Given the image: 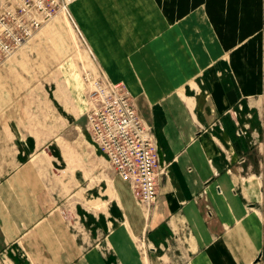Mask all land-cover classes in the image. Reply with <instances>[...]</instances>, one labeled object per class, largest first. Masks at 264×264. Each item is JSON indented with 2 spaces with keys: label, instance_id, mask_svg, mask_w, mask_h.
Instances as JSON below:
<instances>
[{
  "label": "crops",
  "instance_id": "1",
  "mask_svg": "<svg viewBox=\"0 0 264 264\" xmlns=\"http://www.w3.org/2000/svg\"><path fill=\"white\" fill-rule=\"evenodd\" d=\"M88 1L95 12L102 8L107 13L95 0H77V4L81 7ZM101 1L107 3L122 31L110 46L117 61L105 59V67H100L105 78L121 87L124 80V89L136 93V78L124 71L123 56L141 48L161 70L153 72L161 79L159 85L177 88L176 93L162 92L159 99L136 104L139 116L154 133L159 162L167 164L159 207L145 229L134 208L123 204L122 209L119 202L109 205L104 214L108 224L122 215L126 223L114 225L106 241L115 248H133L132 236L144 238L148 260L134 253L122 264H262L257 259L264 242L259 205L262 180L248 170L249 161L240 163L252 145L248 141L244 145V137L237 134L244 104L248 116H252L250 106L255 108L258 120L264 105L260 0ZM195 29L202 41L192 48ZM195 54L203 56L200 61ZM8 131L14 137L10 127ZM14 161L19 167L20 161ZM37 174L33 181L37 182ZM15 177L13 173L10 179ZM51 213L44 217L40 210L35 212L41 217L26 235L30 246L38 248L44 232L56 230L48 227ZM16 231L6 227V242ZM65 260L67 264H109L94 247Z\"/></svg>",
  "mask_w": 264,
  "mask_h": 264
},
{
  "label": "rangeland",
  "instance_id": "2",
  "mask_svg": "<svg viewBox=\"0 0 264 264\" xmlns=\"http://www.w3.org/2000/svg\"><path fill=\"white\" fill-rule=\"evenodd\" d=\"M95 1L107 13L102 8L95 12L90 1L79 7L77 0H71L66 9L55 11L0 61V264H67L66 258L92 247L109 264H122L134 253L148 260L149 247L142 236H132L133 248H115L106 241L107 232L114 225L124 226L126 221L122 215L110 225L104 214L109 205L119 202L123 209L126 204L140 214L146 229L159 207L167 164L159 162L156 206L144 204L134 196L129 183L116 174L86 130L85 116L95 104L94 91L106 85L100 67H105V59L117 61L110 46L122 34L107 3ZM7 2L0 0V11ZM260 5L259 63L264 94V0ZM198 32L195 29L192 48L202 41ZM123 57L124 71L136 78V93L127 87L136 108L138 101L144 104L159 99L162 92L176 93L173 85H159L161 79L153 72L161 70L143 49L136 48ZM194 57L198 62L203 56ZM121 82L123 88L127 86L124 80ZM254 109L250 106L252 116H248L244 104L239 125L247 126L242 135L244 145L247 141L252 145L243 155L251 164L248 170L261 175L263 199L259 205L264 224V145L256 148L258 143L264 144V105L262 124L256 113L253 115ZM14 159L20 161L19 167H15ZM37 172L36 182L32 178ZM13 173L16 177L11 180ZM37 210L44 217L52 212L48 227L56 228L44 232L38 248L30 246L26 237L41 217L35 214ZM7 226L19 230L8 242L4 238H8ZM60 242L62 246H57ZM260 253L264 264V242Z\"/></svg>",
  "mask_w": 264,
  "mask_h": 264
},
{
  "label": "built area",
  "instance_id": "3",
  "mask_svg": "<svg viewBox=\"0 0 264 264\" xmlns=\"http://www.w3.org/2000/svg\"><path fill=\"white\" fill-rule=\"evenodd\" d=\"M71 0H8L0 11V61L58 9H66ZM5 5V6H6ZM95 89V104L86 113V130L108 163L144 204L157 202L158 147L150 127L139 116L127 92L108 81ZM246 128L247 126L244 125ZM237 126V134L246 130ZM240 157V163L245 161ZM156 206V205H155ZM207 215L210 207L205 204Z\"/></svg>",
  "mask_w": 264,
  "mask_h": 264
},
{
  "label": "water",
  "instance_id": "4",
  "mask_svg": "<svg viewBox=\"0 0 264 264\" xmlns=\"http://www.w3.org/2000/svg\"><path fill=\"white\" fill-rule=\"evenodd\" d=\"M260 256H261V253L258 255L257 259H259V258H260Z\"/></svg>",
  "mask_w": 264,
  "mask_h": 264
},
{
  "label": "bare ground",
  "instance_id": "5",
  "mask_svg": "<svg viewBox=\"0 0 264 264\" xmlns=\"http://www.w3.org/2000/svg\"><path fill=\"white\" fill-rule=\"evenodd\" d=\"M187 53V52H186ZM155 79V78H154Z\"/></svg>",
  "mask_w": 264,
  "mask_h": 264
}]
</instances>
